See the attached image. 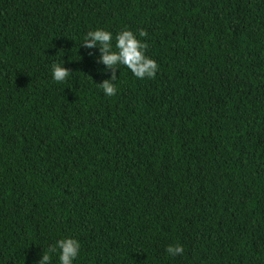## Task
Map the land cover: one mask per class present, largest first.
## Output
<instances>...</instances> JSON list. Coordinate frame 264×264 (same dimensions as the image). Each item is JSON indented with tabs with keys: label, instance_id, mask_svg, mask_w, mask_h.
<instances>
[{
	"label": "trees",
	"instance_id": "obj_1",
	"mask_svg": "<svg viewBox=\"0 0 264 264\" xmlns=\"http://www.w3.org/2000/svg\"><path fill=\"white\" fill-rule=\"evenodd\" d=\"M97 28L145 31L156 76L105 96ZM69 235L76 264H264V0H0V264Z\"/></svg>",
	"mask_w": 264,
	"mask_h": 264
},
{
	"label": "clouds",
	"instance_id": "obj_2",
	"mask_svg": "<svg viewBox=\"0 0 264 264\" xmlns=\"http://www.w3.org/2000/svg\"><path fill=\"white\" fill-rule=\"evenodd\" d=\"M146 35L143 30L137 34L127 28L115 35L103 28L89 30L83 35L79 47L98 50V57L92 51H89V55L95 57L98 63L103 65V68L98 71L106 78L97 84L105 96L112 97L117 93V70L121 66H124L139 80L152 79L156 76L159 65L146 55L147 44L140 39ZM109 70H111V75H107ZM73 74L74 72L64 66V62H53L51 75L56 83L67 82ZM42 249L35 264H76L81 252V243L77 238L69 235L55 240L46 248L42 246ZM166 253L169 257L182 256L183 248L180 244L168 245Z\"/></svg>",
	"mask_w": 264,
	"mask_h": 264
}]
</instances>
